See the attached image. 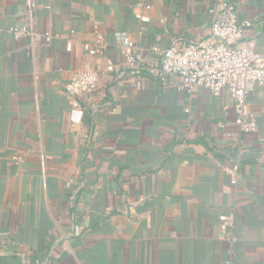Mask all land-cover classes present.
<instances>
[{
  "label": "crops",
  "instance_id": "0c3cea01",
  "mask_svg": "<svg viewBox=\"0 0 264 264\" xmlns=\"http://www.w3.org/2000/svg\"><path fill=\"white\" fill-rule=\"evenodd\" d=\"M231 1L253 22L244 42L264 52V0ZM214 3L38 0L44 44L14 38L26 1L0 0V264H264V87L248 97L258 128L239 156L228 91L132 74L115 46L129 37L157 66L172 43L209 36ZM99 34L109 48L91 56L84 45ZM89 69L98 88L75 107L64 86ZM238 156L234 187L224 167Z\"/></svg>",
  "mask_w": 264,
  "mask_h": 264
},
{
  "label": "built area",
  "instance_id": "2783aa9c",
  "mask_svg": "<svg viewBox=\"0 0 264 264\" xmlns=\"http://www.w3.org/2000/svg\"><path fill=\"white\" fill-rule=\"evenodd\" d=\"M29 24L22 29L12 31L15 39L24 37L38 38L44 44H50L51 35H41L33 29L38 0H25ZM151 5L139 1L134 15L140 24L150 22L145 11ZM211 28L209 36L198 42L185 46L172 43L162 53L161 63L149 65L138 43L129 38L121 37L115 44L122 57V65L132 74L151 73L161 82H173L179 92L192 93L202 87L215 96L228 91L235 111L234 125L236 134H227L228 143L237 146L239 156L242 152V137L257 131L258 125L248 103L249 95L257 88L264 87V52L254 50L253 43L244 42L246 31L252 27L251 20H240L238 5L231 0H215L209 9ZM109 48L106 38L99 34L91 43L84 45V50L91 56H98ZM69 43L68 50L71 51ZM117 70L115 65L107 67L108 72ZM122 77V75H120ZM99 85V75L93 70H83L72 75L64 86V94L73 106H78V99L84 95H92ZM223 126V125H222ZM230 160L224 171L230 177L234 187L239 185L242 177L240 157ZM16 164L22 159L13 155ZM225 227L233 226V218L222 217ZM227 264H233L227 262Z\"/></svg>",
  "mask_w": 264,
  "mask_h": 264
}]
</instances>
